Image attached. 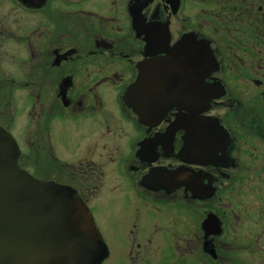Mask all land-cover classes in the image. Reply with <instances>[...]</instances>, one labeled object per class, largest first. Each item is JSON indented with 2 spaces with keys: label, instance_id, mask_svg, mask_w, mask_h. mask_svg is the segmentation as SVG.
<instances>
[{
  "label": "flooded vegetation",
  "instance_id": "obj_1",
  "mask_svg": "<svg viewBox=\"0 0 264 264\" xmlns=\"http://www.w3.org/2000/svg\"><path fill=\"white\" fill-rule=\"evenodd\" d=\"M185 36L210 45L218 67L204 82L221 94L191 135L188 103L145 123L126 98L142 69L183 57ZM177 60L164 70L171 80L199 81ZM263 69L264 0H0V124L19 142L23 167L71 186L91 211L104 188L128 185L135 221L121 264H249L248 251L264 264V219L248 235L247 205L231 202L251 162L264 167ZM143 209L168 226L151 230Z\"/></svg>",
  "mask_w": 264,
  "mask_h": 264
},
{
  "label": "water",
  "instance_id": "obj_2",
  "mask_svg": "<svg viewBox=\"0 0 264 264\" xmlns=\"http://www.w3.org/2000/svg\"><path fill=\"white\" fill-rule=\"evenodd\" d=\"M179 43L184 44L183 57H168L158 63V72L142 69L126 98L145 123L159 121L170 105L188 103L192 111L183 115V123L189 124L185 129L191 135V124L203 123L200 113L211 99L221 95L211 96V88L208 91L204 82L218 64L205 40L185 36ZM176 60L193 66L199 81L171 80L172 73L164 70ZM216 89L222 91L223 87L218 83ZM196 104L199 113L194 111ZM177 125L176 119L173 132ZM190 135L185 142L189 149L193 147ZM20 153L15 138L0 126V264H98L106 254L88 206L68 186L39 179L21 168Z\"/></svg>",
  "mask_w": 264,
  "mask_h": 264
},
{
  "label": "rangeland",
  "instance_id": "obj_3",
  "mask_svg": "<svg viewBox=\"0 0 264 264\" xmlns=\"http://www.w3.org/2000/svg\"><path fill=\"white\" fill-rule=\"evenodd\" d=\"M262 74H264V69L262 71ZM108 104L112 106L111 101H108ZM218 111H220L219 114L223 115V112L225 110L220 108V110ZM114 131L117 132L116 127ZM28 135H31V131H29ZM26 150H30V145ZM256 153L259 155L260 150L258 152L256 151ZM260 164V162H251V166L253 168L242 172L244 173L243 175H245V177L242 178V181L246 182L241 181L239 184H236V190L232 191L231 196V202L235 209L239 210L242 209V205L243 208L245 207V205H247L248 212L251 213L252 221H245L248 225V235L255 234L257 224V222L255 223V219H264V167L259 169L256 168L260 166ZM31 167V164H29V171L33 173ZM113 168L114 164L109 163L108 169L111 171ZM108 176L109 174H105L103 176L104 184L106 183ZM110 177L112 181H116L118 178H120L119 174L115 171L111 173ZM122 177L125 181L129 182V177L126 174H123ZM247 177L250 178L246 179ZM128 195V185H126V183L124 182H121L120 189L118 190H106V188H104V192L101 194V196L97 199H94L93 204L91 205L92 213L95 217L96 223L103 235L105 242L108 244L111 254L109 258L105 260V264H121L124 255L126 256V245L128 243L127 241L129 235L128 230L130 224L135 221L133 218V211L131 207L132 201L131 199L129 200ZM146 213H148L151 220L149 224L151 230L157 229V223L159 228L168 226L166 223L160 220L162 212L157 211V213H149L146 211V209H143L142 214L145 215ZM174 214V211L169 212V218H173ZM177 236L175 238L180 240ZM152 245L158 246V248L160 249L159 244L155 240V236L151 242V253ZM252 250L255 249L252 248ZM169 251L170 249H166L163 251L160 250L158 253H168ZM248 256L249 262L251 264H254L253 261L256 260V253H250L248 251Z\"/></svg>",
  "mask_w": 264,
  "mask_h": 264
},
{
  "label": "bare ground",
  "instance_id": "obj_4",
  "mask_svg": "<svg viewBox=\"0 0 264 264\" xmlns=\"http://www.w3.org/2000/svg\"><path fill=\"white\" fill-rule=\"evenodd\" d=\"M71 190H72V193L75 194V190L71 187V186H68Z\"/></svg>",
  "mask_w": 264,
  "mask_h": 264
}]
</instances>
